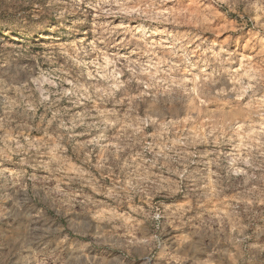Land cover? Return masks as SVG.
I'll list each match as a JSON object with an SVG mask.
<instances>
[{"label":"rangeland","instance_id":"rangeland-1","mask_svg":"<svg viewBox=\"0 0 264 264\" xmlns=\"http://www.w3.org/2000/svg\"><path fill=\"white\" fill-rule=\"evenodd\" d=\"M0 264H264V0H0Z\"/></svg>","mask_w":264,"mask_h":264},{"label":"bare ground","instance_id":"bare-ground-1","mask_svg":"<svg viewBox=\"0 0 264 264\" xmlns=\"http://www.w3.org/2000/svg\"><path fill=\"white\" fill-rule=\"evenodd\" d=\"M5 45H10V44H12L10 41H5V43H4Z\"/></svg>","mask_w":264,"mask_h":264}]
</instances>
